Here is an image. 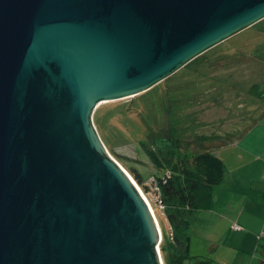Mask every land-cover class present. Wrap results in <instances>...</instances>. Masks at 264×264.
Listing matches in <instances>:
<instances>
[{
    "label": "water",
    "instance_id": "1",
    "mask_svg": "<svg viewBox=\"0 0 264 264\" xmlns=\"http://www.w3.org/2000/svg\"><path fill=\"white\" fill-rule=\"evenodd\" d=\"M264 20V0H0V264H163L93 123Z\"/></svg>",
    "mask_w": 264,
    "mask_h": 264
},
{
    "label": "rangeland",
    "instance_id": "2",
    "mask_svg": "<svg viewBox=\"0 0 264 264\" xmlns=\"http://www.w3.org/2000/svg\"><path fill=\"white\" fill-rule=\"evenodd\" d=\"M93 123L112 159L143 184L161 172L141 143L174 139L181 141V156L206 150L221 159L223 178L213 187L209 208L188 216L190 258L184 263L264 264V20L146 92L100 105ZM138 187L167 249L171 234L163 210ZM234 221L247 238L231 232ZM159 249L167 264L168 252Z\"/></svg>",
    "mask_w": 264,
    "mask_h": 264
},
{
    "label": "trees",
    "instance_id": "3",
    "mask_svg": "<svg viewBox=\"0 0 264 264\" xmlns=\"http://www.w3.org/2000/svg\"><path fill=\"white\" fill-rule=\"evenodd\" d=\"M201 140L205 142L208 138ZM141 144L151 163L161 173L150 177L147 184H143L138 175H133V178L146 195L161 205L167 219L171 239L166 242L167 249L160 245L162 251L168 252L167 264H185V260L190 258L188 216L196 210L209 208L213 187L223 178V162L206 150L196 151L190 157L181 156L179 140L164 138ZM155 147H160V152L157 153Z\"/></svg>",
    "mask_w": 264,
    "mask_h": 264
},
{
    "label": "crops",
    "instance_id": "4",
    "mask_svg": "<svg viewBox=\"0 0 264 264\" xmlns=\"http://www.w3.org/2000/svg\"><path fill=\"white\" fill-rule=\"evenodd\" d=\"M238 221V220H237ZM233 225H237V226H239L240 227V230H233L232 229V226ZM231 232H233L234 234H236L237 235V237H242V238H247L248 236H249V234L248 233H246V232H244L243 230H242V227L240 226V225H238L237 224V222H233L232 223V225H231Z\"/></svg>",
    "mask_w": 264,
    "mask_h": 264
},
{
    "label": "built area",
    "instance_id": "5",
    "mask_svg": "<svg viewBox=\"0 0 264 264\" xmlns=\"http://www.w3.org/2000/svg\"><path fill=\"white\" fill-rule=\"evenodd\" d=\"M152 180V179H151ZM157 203V202H156ZM157 205L160 207V209H161V205L159 204V203H157ZM232 229L233 230H240V227L239 226H237V225H233L232 226Z\"/></svg>",
    "mask_w": 264,
    "mask_h": 264
},
{
    "label": "bare ground",
    "instance_id": "6",
    "mask_svg": "<svg viewBox=\"0 0 264 264\" xmlns=\"http://www.w3.org/2000/svg\"><path fill=\"white\" fill-rule=\"evenodd\" d=\"M151 210H152V208H151ZM152 213H153V210H152ZM154 215V214H153ZM154 217H155V215H154ZM155 220H156V217H155ZM157 222V221H156ZM159 228V227H158Z\"/></svg>",
    "mask_w": 264,
    "mask_h": 264
}]
</instances>
